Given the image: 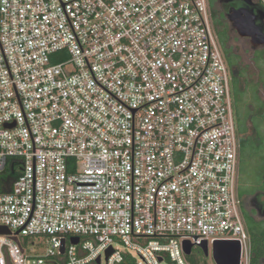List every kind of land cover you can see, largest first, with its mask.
Returning a JSON list of instances; mask_svg holds the SVG:
<instances>
[{"label": "built area", "instance_id": "built-area-1", "mask_svg": "<svg viewBox=\"0 0 264 264\" xmlns=\"http://www.w3.org/2000/svg\"><path fill=\"white\" fill-rule=\"evenodd\" d=\"M239 140L208 0H0V264H248Z\"/></svg>", "mask_w": 264, "mask_h": 264}, {"label": "flooded vegetation", "instance_id": "flooded-vegetation-1", "mask_svg": "<svg viewBox=\"0 0 264 264\" xmlns=\"http://www.w3.org/2000/svg\"><path fill=\"white\" fill-rule=\"evenodd\" d=\"M208 3L212 23L220 22L225 34L221 45L214 30L229 68L240 139L237 195L248 236V264H264V0H216L214 4L208 0ZM246 11L252 12L256 27L263 32L261 36L242 37L233 27L230 14L244 18ZM240 264H244L243 256Z\"/></svg>", "mask_w": 264, "mask_h": 264}, {"label": "water", "instance_id": "water-1", "mask_svg": "<svg viewBox=\"0 0 264 264\" xmlns=\"http://www.w3.org/2000/svg\"><path fill=\"white\" fill-rule=\"evenodd\" d=\"M238 12V11H234ZM239 19V20H238ZM229 20L233 22V27L236 28L240 36L242 37H251L257 38L256 36H261L263 32L256 27L254 23V19L252 18V12L246 11V16L244 18H237L235 14L231 13ZM263 42L259 43L262 44ZM12 172H14V167L12 168ZM7 173L6 170L2 171V175ZM11 231L6 227H0V235H10ZM18 234V233H17ZM15 241L18 242L17 236L14 237ZM73 244H78L79 239L74 238L72 240ZM201 248L205 252L206 256L210 255V250L208 244L204 242L201 245ZM184 252L187 256H191L193 251V246L189 242H184L183 244ZM62 253H64V242L62 247ZM212 257L214 259L215 264H240L241 262V245L237 241H216L212 248ZM113 254V250H109L106 253V260ZM162 261V260H160ZM97 264H101V259L96 261Z\"/></svg>", "mask_w": 264, "mask_h": 264}, {"label": "rangeland", "instance_id": "rangeland-1", "mask_svg": "<svg viewBox=\"0 0 264 264\" xmlns=\"http://www.w3.org/2000/svg\"><path fill=\"white\" fill-rule=\"evenodd\" d=\"M211 2L214 4V2H216V0H211ZM214 25H215V31L218 34V36L220 37L221 45H223V43L225 42V34L221 30L223 27L220 24V22H215ZM230 34L232 37L235 36V33H233L232 30L230 31ZM224 51H225V48H224ZM41 241L43 242L42 239L23 238L24 243L29 244V243L35 242L36 248H35L33 254H43L45 252V246H43L40 243ZM119 247L123 252H126V249L122 245H119ZM131 254H133V256H134V261L139 262L137 254L135 252H131ZM134 261L132 264H134ZM188 261H189V264H215L214 259L212 257V253L210 252V255L206 256L205 252L203 251V249L201 247H196L193 249L191 256L188 257ZM101 264H107L106 260L104 259ZM165 264H167V262H165Z\"/></svg>", "mask_w": 264, "mask_h": 264}, {"label": "trees", "instance_id": "trees-1", "mask_svg": "<svg viewBox=\"0 0 264 264\" xmlns=\"http://www.w3.org/2000/svg\"><path fill=\"white\" fill-rule=\"evenodd\" d=\"M214 24L215 23H213V27L215 30ZM18 176V173H12L10 170H8L5 175H0V194L10 193Z\"/></svg>", "mask_w": 264, "mask_h": 264}]
</instances>
